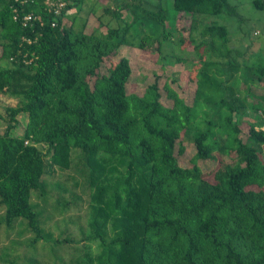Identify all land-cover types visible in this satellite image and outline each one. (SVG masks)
Segmentation results:
<instances>
[{
    "label": "trees",
    "instance_id": "16d2710c",
    "mask_svg": "<svg viewBox=\"0 0 264 264\" xmlns=\"http://www.w3.org/2000/svg\"><path fill=\"white\" fill-rule=\"evenodd\" d=\"M46 1L0 0V94L18 99L5 108L0 134L5 223L23 219L33 245L45 240L33 191L41 189L38 197L43 196L48 170H71L89 197V234L77 243L71 238L51 243L79 253L64 264H264L263 126L251 123L245 139L240 137L248 110L264 109L247 103L248 94L237 87L238 66L227 75L200 55L190 104L167 78L162 90L157 76L143 94L128 93L127 58L111 63L106 74L100 67L131 45L130 27L107 28L97 37L84 25L66 27L69 6L57 11ZM253 4L264 7L261 0ZM172 8L177 18H191L187 41L196 43L197 52L232 57L223 25H206L200 41L193 38L198 16H237L231 0H172ZM166 19L161 8L148 12V23L161 27H139L149 31L136 48L156 43L160 52L171 37ZM178 43L186 44L181 37ZM246 72L264 81V66ZM20 118L23 130L15 134ZM189 146L193 154L182 165L179 158L188 157ZM204 162L216 166L205 172ZM91 240L100 247L94 257L80 244Z\"/></svg>",
    "mask_w": 264,
    "mask_h": 264
},
{
    "label": "rangeland",
    "instance_id": "374dc122",
    "mask_svg": "<svg viewBox=\"0 0 264 264\" xmlns=\"http://www.w3.org/2000/svg\"><path fill=\"white\" fill-rule=\"evenodd\" d=\"M253 1L231 0L238 8V15L232 18L198 16V20L202 22L198 21L194 26L197 28L193 32V38L196 42L200 41L199 32L206 25L225 26L229 33L228 46L233 50L230 55L232 57L229 59V56L218 59L219 56H212L211 53L206 52V49H200L198 52L194 49L196 43L190 44L187 41L191 18L184 16L177 18L178 14L172 8V0H57L54 3L47 0L46 3L54 6L57 11L69 6L65 11L63 24L66 27L75 28L84 25L86 33L94 32L97 37L105 34L107 28L130 27L126 38L131 45L120 47L114 54L105 58L100 67V72L106 74L111 63H116L121 57L127 58L132 69L131 78L127 84L128 93L143 94L146 87L157 76L162 90L163 80L167 78L169 85L184 102L190 104L197 88L196 73L200 63L203 64L199 56L204 55V61L217 62L218 68L227 75L233 65L238 66L239 69L235 72L237 87L248 94L247 103H259L264 109V81L258 82L254 76L246 72L256 66H264V7L255 8ZM261 1L264 3V0ZM160 8L167 17L164 27L171 33L170 41L162 42L160 52L156 50V43L144 49L136 48L140 39L149 31L139 27H161L160 24L155 26L146 20L148 12H157ZM180 37L186 42L184 46L178 43ZM221 51L223 54V50ZM167 53H170L172 57L164 56ZM163 56L166 58H162ZM161 59H164V65ZM3 63L7 64V62ZM218 68L212 66L211 71L216 74V77L222 79L220 75H217ZM223 78L226 77L223 75ZM247 78L252 80V83H247ZM17 103V98L0 94L2 116L0 134H3L6 128L5 108L14 107ZM263 119L264 113L261 111L248 110L240 121V137L245 139L251 123L262 125L264 129ZM20 122L13 133L21 134L24 120L20 118ZM188 151V157L179 158L182 165H186L185 160L193 154L192 146H189ZM261 158L264 162V147L261 150ZM200 166L205 172H209L215 168L216 163L204 162ZM73 177L74 180L79 181L78 186L73 185ZM207 179L212 181L211 177ZM44 181L46 185L43 196L38 197L41 189L34 190L33 194L37 193L32 196L31 203L35 211L41 214L40 224L43 226L46 239L33 245L32 234L26 233L28 230L26 221L17 219L13 225L8 226L5 223L4 208L0 209V264H64L70 261L72 254L79 257L78 252L71 254L64 246L54 248L51 243L64 238H71L77 243L83 236L86 238L89 234V218L86 216L89 210V197L84 193L83 181L71 170L60 169L48 170ZM69 223L72 224V228H68ZM80 244L86 246L91 257L96 256L100 251L98 240Z\"/></svg>",
    "mask_w": 264,
    "mask_h": 264
},
{
    "label": "built area",
    "instance_id": "2783aa9c",
    "mask_svg": "<svg viewBox=\"0 0 264 264\" xmlns=\"http://www.w3.org/2000/svg\"><path fill=\"white\" fill-rule=\"evenodd\" d=\"M56 13H57V11H56ZM26 21H30L31 20V16H27V17H25L24 18Z\"/></svg>",
    "mask_w": 264,
    "mask_h": 264
}]
</instances>
